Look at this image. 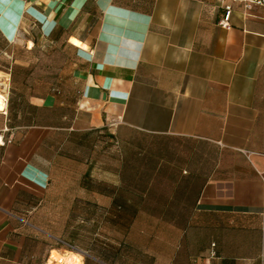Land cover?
<instances>
[{"label":"crops","instance_id":"1","mask_svg":"<svg viewBox=\"0 0 264 264\" xmlns=\"http://www.w3.org/2000/svg\"><path fill=\"white\" fill-rule=\"evenodd\" d=\"M232 8L222 28L217 0H0L9 87L23 32L26 51H67L22 79L46 88L28 93L37 116L0 111V262L29 259L40 216L94 191L87 163L106 131L149 137L157 197L191 203L148 264H264V8Z\"/></svg>","mask_w":264,"mask_h":264},{"label":"rangeland","instance_id":"2","mask_svg":"<svg viewBox=\"0 0 264 264\" xmlns=\"http://www.w3.org/2000/svg\"><path fill=\"white\" fill-rule=\"evenodd\" d=\"M26 40L25 31L17 45L18 60L13 65L23 67L24 72L15 77L12 75L9 87L8 115L11 116H15L17 110H27L37 116V111L27 104L28 93L46 88L38 87L36 81L31 80L28 84L33 82V86L27 87L22 79H38L43 66H62L55 60L67 56V51L40 56L36 39L32 49L26 51ZM31 43L28 44L30 48ZM8 48L0 37V50ZM0 66H6L4 57L0 58ZM4 83L0 75V88ZM12 120L15 124L30 121L16 117ZM111 136L106 131H97L93 136L92 161L88 160L87 172L92 177L90 183L94 191L78 189L76 193L82 197L76 207L63 204L58 209L62 214L40 216L45 229L35 231L37 237L32 239L28 250L31 257L20 264H48L53 250L59 255L78 253L82 264H148L157 250L164 249L157 246L156 238L180 237V231L169 236L167 229L172 231L169 224L180 227L187 218L176 206L187 207L192 212L191 203L186 199L157 197L156 184L149 181L151 171L155 169L150 162V138L132 135L123 145L118 137ZM135 147L143 151L135 150ZM98 192L109 195L102 196ZM69 193L75 192H66ZM165 206L172 207L167 214L155 212ZM0 264L18 263L2 261Z\"/></svg>","mask_w":264,"mask_h":264},{"label":"built area","instance_id":"3","mask_svg":"<svg viewBox=\"0 0 264 264\" xmlns=\"http://www.w3.org/2000/svg\"><path fill=\"white\" fill-rule=\"evenodd\" d=\"M221 4L222 16L218 20V25L222 28L230 27V16L232 13V4H240L245 11H251L254 8L260 7L264 8V0H217ZM8 92L9 86L7 83H4V87L0 88V94L2 95V100L0 103V111L4 112L7 108L8 103Z\"/></svg>","mask_w":264,"mask_h":264},{"label":"bare ground","instance_id":"4","mask_svg":"<svg viewBox=\"0 0 264 264\" xmlns=\"http://www.w3.org/2000/svg\"><path fill=\"white\" fill-rule=\"evenodd\" d=\"M71 41L74 44H79L83 46V44L75 38H72ZM1 100H2V95L0 94V103H1ZM55 252H56L55 250L51 252V256L48 260V264H80L82 263L81 256L78 253L68 252L63 255H59L60 253L58 254Z\"/></svg>","mask_w":264,"mask_h":264},{"label":"trees","instance_id":"5","mask_svg":"<svg viewBox=\"0 0 264 264\" xmlns=\"http://www.w3.org/2000/svg\"><path fill=\"white\" fill-rule=\"evenodd\" d=\"M9 99V98H8Z\"/></svg>","mask_w":264,"mask_h":264}]
</instances>
